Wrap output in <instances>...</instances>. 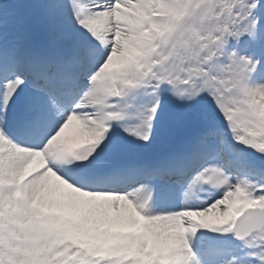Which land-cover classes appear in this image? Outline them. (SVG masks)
I'll return each mask as SVG.
<instances>
[{"label": "snow or ice", "instance_id": "6c2138e0", "mask_svg": "<svg viewBox=\"0 0 264 264\" xmlns=\"http://www.w3.org/2000/svg\"><path fill=\"white\" fill-rule=\"evenodd\" d=\"M0 264H264V0H0Z\"/></svg>", "mask_w": 264, "mask_h": 264}]
</instances>
